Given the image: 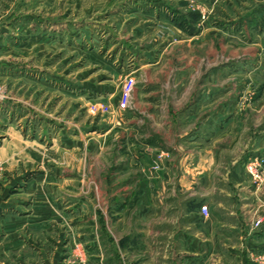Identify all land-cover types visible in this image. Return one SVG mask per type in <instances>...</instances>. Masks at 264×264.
I'll use <instances>...</instances> for the list:
<instances>
[{
    "label": "rangeland",
    "instance_id": "obj_1",
    "mask_svg": "<svg viewBox=\"0 0 264 264\" xmlns=\"http://www.w3.org/2000/svg\"><path fill=\"white\" fill-rule=\"evenodd\" d=\"M8 6L11 23L4 17L12 11ZM3 32L0 151L4 147L9 157L15 155L0 160V223L35 212L50 229L36 235L42 248L30 247L37 257L27 264H138L127 259V244L143 241L140 222L161 215L202 220L203 206L226 222L249 219L250 232L262 234L264 0H0V36ZM145 65H152V74ZM211 75L222 85L207 87ZM190 78L197 85L191 97L199 85L205 92H221L227 114L236 113L243 125L227 133L224 158L235 156L230 147L237 145L238 172L222 186L256 194L243 214L239 198L230 194L205 202L202 177L181 183L197 190L190 198L156 194L172 188L171 181H155L158 173L202 174L204 149L214 151L207 142L211 133L199 124L203 117L194 134L184 136L193 135L195 145L193 157L181 165L175 149L143 147L162 139L155 138V127L142 112L168 115L182 109L174 96L189 89ZM164 139L172 144V134L165 132ZM127 140L134 145L130 150ZM128 157L141 161L130 164ZM250 164H257L263 183L250 179ZM43 180L46 188L33 192ZM161 205L178 212H162ZM248 253L247 264H264L262 242L259 252ZM142 263L159 264L151 255Z\"/></svg>",
    "mask_w": 264,
    "mask_h": 264
},
{
    "label": "crops",
    "instance_id": "obj_2",
    "mask_svg": "<svg viewBox=\"0 0 264 264\" xmlns=\"http://www.w3.org/2000/svg\"><path fill=\"white\" fill-rule=\"evenodd\" d=\"M8 8L12 10V7L8 6ZM9 13L10 14L4 17L11 23L10 21L14 18L13 10ZM4 33L5 32L2 33L0 39L5 36ZM156 65H158V63H156ZM190 66L191 63H188V67ZM143 68L146 74H149L153 67L152 65H145ZM155 70H157V68H155ZM221 73L222 72H220V74ZM152 79L153 76L151 75L148 80L152 82ZM187 81L189 89L174 96V100L178 102V106H181L182 109L177 111L174 110V113L172 112L168 115L157 111H155V114H152L150 111L142 112L145 113L146 117L150 119L155 127V138L162 139L160 142H157L155 147L148 143L143 144V147L146 150L151 148L158 149L160 147L161 149L165 147L168 149H175L178 152V164L181 165V163L185 162L186 158L190 159L193 157V152L190 151V148L194 150L195 145V138L193 135H188L187 139H185L184 136L190 133L194 134L198 118L203 117L199 124L202 125L206 135L211 133L209 134L211 137L209 136L210 138H208V140L206 138L203 141L206 142L207 140V142L213 146L214 151L212 153L211 150L204 149L205 157L199 160L200 164L203 163L205 167L202 174H188L186 177L182 172L177 176H170L168 173L164 175V172L161 174L158 173L155 181H159L162 184L164 181H171L172 188L170 190L160 188L156 190V194L157 196L165 194L168 197H173L174 200L180 199L181 197L190 198L197 195V190L191 188L190 185H188L189 187L183 188L181 183L186 179L192 181L195 177H202L206 184L200 196L208 198L205 202L212 204V198L229 196L230 194L239 198V200H237V208H239L240 212L243 214L245 213V207L251 208V205L247 203L254 202L256 194L244 192L241 188L238 190L231 189L229 192L222 187L226 181H234L236 173L238 172V169H235L236 160L238 159L237 145H231L230 147L231 150L236 151L235 156L231 157L229 161L224 158V153L227 154L229 149L228 144H226V139L229 138L227 133L229 131H235L236 133L243 128V125L242 123H238L240 121L237 120L238 116L236 113L227 114L228 107L224 103L227 98L225 95L221 92H205L203 88L200 87L201 85H199L198 91L196 90L194 96L191 97L189 91L197 88V85L192 78L187 79ZM217 81H219V85H222L220 78L211 75L207 79L206 85L207 87L213 86ZM174 82H177L176 84H179V88H181L180 79L176 77ZM184 103H186V105L183 106ZM186 107H188V109L185 110ZM259 114V112L255 114L257 123L260 122L258 118ZM251 116L253 117L254 113ZM164 118H166V121ZM128 122L133 123L132 120ZM258 126L259 125L256 124L254 128ZM133 132H135L134 127H130L129 134L131 135ZM165 132L172 134V144L165 142ZM144 136L148 137V134H144ZM222 141L225 142L222 143ZM186 143L189 146H185ZM133 146V143H128L127 140V150H130ZM257 147L260 148V143ZM186 148L187 151L182 152V149ZM31 149L33 148L31 147ZM51 149L52 147L50 150ZM24 151L25 149L23 152L21 151V153L25 154ZM9 153V151L4 150V147L1 148L0 160L10 157L14 158L15 154L12 153L9 157ZM48 153L51 154L52 152ZM26 159L28 165H33V160L29 158ZM128 160L130 164L141 161L140 159H132L130 157H128ZM232 166H234V169L230 172L229 168L232 169ZM29 167L30 166H27V168ZM192 168L197 169L194 165ZM40 179L41 178L37 179L36 182ZM143 179L144 178H142V180ZM42 188H46L45 180L40 182L39 187L34 186L33 192ZM217 206L221 207V204L218 203ZM1 207L4 208V206ZM168 207L169 206L165 209V207L161 205L157 206V209L161 208L162 212L165 211L166 213L170 211L169 209H171V212H178L177 207ZM208 210V219H205L199 210V216L202 220L180 221L176 220L177 216L174 215L172 217L161 215L154 221L149 220L140 222L141 228L145 230V237L143 241H133L127 244V259L131 261H141L138 264H143L142 258L145 255H151L159 264H247L249 258L246 256L249 254L248 252L257 253L260 251L261 242L262 245L264 244V229L262 230V234H260V232H250L251 220L226 222L221 219V217L215 218L209 208ZM35 214L36 213L33 212L24 220H18L15 216L2 220L0 223V264H14V262L17 261H22V264H27V262L36 261L37 254L35 251H32L30 247H35L36 244L40 245L42 240L36 238V235L44 232L48 234L50 233V229L46 227V222L41 218H37ZM250 215L251 212H248L249 218ZM41 217L44 218L45 213H43ZM41 248L42 245H40V249ZM138 251L139 254H137ZM38 255L41 257L43 253ZM128 262V264H131L130 261Z\"/></svg>",
    "mask_w": 264,
    "mask_h": 264
},
{
    "label": "built area",
    "instance_id": "obj_3",
    "mask_svg": "<svg viewBox=\"0 0 264 264\" xmlns=\"http://www.w3.org/2000/svg\"><path fill=\"white\" fill-rule=\"evenodd\" d=\"M3 99V90L0 86V100ZM162 156H160L161 158ZM246 171L248 175L250 176V179L253 181L255 184H261L263 183V176L262 173H260V169L257 166V164H250L247 168ZM201 215L205 218L208 219L209 217V210L206 206H203L200 208ZM261 224V221L255 222V227H258Z\"/></svg>",
    "mask_w": 264,
    "mask_h": 264
}]
</instances>
